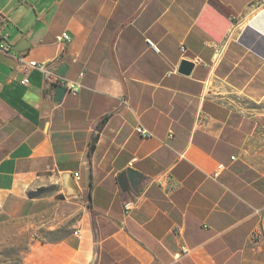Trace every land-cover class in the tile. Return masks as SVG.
<instances>
[{
	"label": "crops",
	"instance_id": "crops-1",
	"mask_svg": "<svg viewBox=\"0 0 264 264\" xmlns=\"http://www.w3.org/2000/svg\"><path fill=\"white\" fill-rule=\"evenodd\" d=\"M0 32V223L25 234L20 264H264V0H0ZM23 57H62L82 88L55 102Z\"/></svg>",
	"mask_w": 264,
	"mask_h": 264
},
{
	"label": "built area",
	"instance_id": "built-area-1",
	"mask_svg": "<svg viewBox=\"0 0 264 264\" xmlns=\"http://www.w3.org/2000/svg\"><path fill=\"white\" fill-rule=\"evenodd\" d=\"M57 40L67 44L70 41V38L67 33H62L60 36H58ZM146 43L151 49L157 51L155 45L149 39H146ZM11 47H12L11 44L8 42V35L2 34L0 32V50L8 53L11 50ZM19 61L22 67L24 68V70L26 71L30 69H37L41 71L45 77V80L48 81L52 86L54 85L63 86L66 88V91H69L73 95H76L79 92V90L82 88L80 84L66 81L56 73V68L62 62V57H57L47 64H40L33 60H25L24 57L20 58ZM27 83H28V79L23 78L21 80L22 85H26ZM136 132L140 135L142 139H146L151 136V134L147 130L141 128L140 126L136 128ZM231 159L234 160V157H232ZM219 168L221 169L223 168V166L220 165ZM74 177L75 179H78V174H74ZM174 189L175 187L170 186L169 192L173 191ZM134 204H135L134 202L127 203L124 206L125 211L127 212L131 210L132 205Z\"/></svg>",
	"mask_w": 264,
	"mask_h": 264
},
{
	"label": "water",
	"instance_id": "water-1",
	"mask_svg": "<svg viewBox=\"0 0 264 264\" xmlns=\"http://www.w3.org/2000/svg\"><path fill=\"white\" fill-rule=\"evenodd\" d=\"M19 46H21L22 48H18V50L20 51L24 50L25 42L22 41ZM193 67H194V63L187 60H182L178 68V73L182 75H189ZM66 68H67L66 65H61L56 70V73L60 76H64ZM53 87L55 89L54 101L59 103L66 93V88L59 85H54ZM61 179L63 185L62 187L66 196L79 195L80 191L77 187L76 181L73 179V176L71 174H67V173L63 174L61 176ZM140 182H141L140 176H138V174L130 170H127L124 173L120 174L118 178V185L122 192H128L129 190H132L135 193H137ZM61 198L64 199L63 196H61ZM263 231H264V220H263Z\"/></svg>",
	"mask_w": 264,
	"mask_h": 264
},
{
	"label": "rangeland",
	"instance_id": "rangeland-1",
	"mask_svg": "<svg viewBox=\"0 0 264 264\" xmlns=\"http://www.w3.org/2000/svg\"><path fill=\"white\" fill-rule=\"evenodd\" d=\"M26 245L25 234L16 223H0V264H20Z\"/></svg>",
	"mask_w": 264,
	"mask_h": 264
},
{
	"label": "trees",
	"instance_id": "trees-1",
	"mask_svg": "<svg viewBox=\"0 0 264 264\" xmlns=\"http://www.w3.org/2000/svg\"><path fill=\"white\" fill-rule=\"evenodd\" d=\"M93 147V146H92Z\"/></svg>",
	"mask_w": 264,
	"mask_h": 264
}]
</instances>
